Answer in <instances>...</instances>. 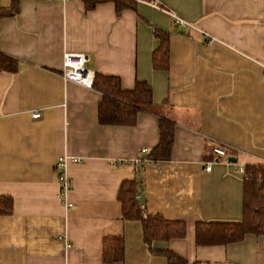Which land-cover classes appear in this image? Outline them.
Returning <instances> with one entry per match:
<instances>
[{
  "label": "crops",
  "instance_id": "1",
  "mask_svg": "<svg viewBox=\"0 0 264 264\" xmlns=\"http://www.w3.org/2000/svg\"><path fill=\"white\" fill-rule=\"evenodd\" d=\"M134 1L116 13L111 2L0 0L15 5L0 17V52L17 62L0 71V195L12 202L0 214V264H168L144 244L138 221L120 218L119 185L137 178L147 213L184 224L182 237L152 249L187 264H264V235L194 243L195 222L240 220L244 167L264 163V0ZM155 30L167 35L165 70L151 67ZM64 51L83 53L88 69L123 89L146 82L157 113L98 124L101 94L61 77ZM158 115L173 125L169 158L134 167L157 143ZM61 155L79 160L64 169L70 207L57 196ZM118 239L121 260L104 261Z\"/></svg>",
  "mask_w": 264,
  "mask_h": 264
},
{
  "label": "trees",
  "instance_id": "2",
  "mask_svg": "<svg viewBox=\"0 0 264 264\" xmlns=\"http://www.w3.org/2000/svg\"><path fill=\"white\" fill-rule=\"evenodd\" d=\"M85 9L102 2H111L114 11L134 9V0H81ZM15 13L12 3L7 9L0 7V17ZM158 46L151 54V67L154 70H165L167 67V35L160 30L154 31ZM17 62L14 58L0 52V71L14 72ZM90 87L101 94L96 106V119L101 125H132L136 114L141 110L156 112L152 103L151 87L144 81H135L131 89H123L115 76H105L93 72ZM157 113V112H156ZM157 143L129 164L136 166L145 161L157 162L167 160L172 144V123L158 115ZM245 176L242 181L241 218L236 222H203L194 224V243L196 245L229 244L240 241L246 234L264 235V163L247 164L244 167ZM140 180H124L117 192L120 204V218L136 220L140 224L141 237L150 252L163 257L168 264H187V262L172 251L154 250L153 241H167L184 235V224L179 220H167L159 214L147 213L143 202L137 197L136 187ZM11 198L0 195V214L11 212ZM117 242V241H116ZM118 249L111 254L103 251L104 261H119L122 258V242L118 239ZM195 264V263H191Z\"/></svg>",
  "mask_w": 264,
  "mask_h": 264
},
{
  "label": "built area",
  "instance_id": "3",
  "mask_svg": "<svg viewBox=\"0 0 264 264\" xmlns=\"http://www.w3.org/2000/svg\"><path fill=\"white\" fill-rule=\"evenodd\" d=\"M66 1V0H62ZM171 22L179 27L188 26V23L183 19L169 13ZM87 57L81 52L64 51L62 53V69L61 77L66 81H71L89 88L92 79L93 72L86 67ZM31 118H37L39 116L38 111H30ZM140 152H146L144 148L140 149ZM212 152L216 158L224 157V149L221 146L212 147ZM137 158L133 160L136 162ZM76 157H68L65 155L58 156L53 163L54 169L57 171V184H58V198L63 202L64 207H70L71 203L68 202L66 195L70 189V178L65 172V165L68 162H78ZM204 170L208 171L209 163L204 165ZM237 171L242 172L241 167H237Z\"/></svg>",
  "mask_w": 264,
  "mask_h": 264
},
{
  "label": "water",
  "instance_id": "4",
  "mask_svg": "<svg viewBox=\"0 0 264 264\" xmlns=\"http://www.w3.org/2000/svg\"><path fill=\"white\" fill-rule=\"evenodd\" d=\"M228 160L232 161L233 159H232V158H230V159H228Z\"/></svg>",
  "mask_w": 264,
  "mask_h": 264
},
{
  "label": "rangeland",
  "instance_id": "5",
  "mask_svg": "<svg viewBox=\"0 0 264 264\" xmlns=\"http://www.w3.org/2000/svg\"><path fill=\"white\" fill-rule=\"evenodd\" d=\"M32 111H34V110H32ZM35 111H37V110H35Z\"/></svg>",
  "mask_w": 264,
  "mask_h": 264
}]
</instances>
